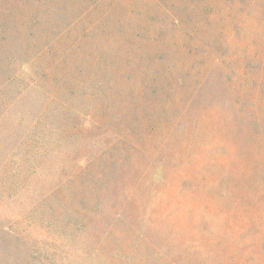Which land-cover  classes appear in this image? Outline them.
<instances>
[{
	"label": "rangeland",
	"instance_id": "rangeland-1",
	"mask_svg": "<svg viewBox=\"0 0 264 264\" xmlns=\"http://www.w3.org/2000/svg\"><path fill=\"white\" fill-rule=\"evenodd\" d=\"M241 68L264 90V0H0V264H264L188 182L205 127L243 137ZM226 161L249 204L264 154Z\"/></svg>",
	"mask_w": 264,
	"mask_h": 264
},
{
	"label": "trees",
	"instance_id": "trees-1",
	"mask_svg": "<svg viewBox=\"0 0 264 264\" xmlns=\"http://www.w3.org/2000/svg\"><path fill=\"white\" fill-rule=\"evenodd\" d=\"M240 71V74H238L240 79H232L231 77L228 84L230 83V89L233 91L234 89L237 92L246 91L248 102L239 98V95L234 97L233 94H230L229 98L224 96L220 100V104L215 105L227 109L228 105L239 107L235 120L239 124L238 129L239 132L243 133V137L238 138L235 145H226L220 138H217L216 134L212 139L206 138L210 137L213 130L205 127L201 142L206 152L201 157L199 175L196 177L197 183L188 182L189 185H193L192 192H198L201 189L206 195L212 188L219 192L222 197L220 200L227 202V214L225 216L222 214L221 219L215 221V231H212L215 247L227 237L233 240V243L225 245L227 251H231L233 255L239 254V257L248 258L258 256L256 254L257 250L260 251L261 246L264 245V222H261L264 220V164L262 165L263 170H261L263 175L262 189L256 192L255 197H253L254 193H246L247 197L250 198L249 204H238L235 200H239L241 196H236L235 184L231 179V171L226 160L230 161L234 157H245L248 151H254L255 154H264V90L259 85L260 79L255 76L254 71L245 68H241ZM223 116L220 112L215 120L221 122ZM200 130L203 132V127ZM235 137L236 135H231L232 140H235ZM217 150H222V155L217 153ZM161 159L160 165L166 175V171L174 167H172L173 165L167 167L166 158ZM169 163L172 162L169 161ZM169 177L170 172L167 173L166 179L168 180ZM190 177L187 173L181 176L185 180ZM200 204L205 206L206 202L201 201ZM239 211L241 212L238 213ZM203 213L206 215L205 209ZM216 250L223 249L221 247Z\"/></svg>",
	"mask_w": 264,
	"mask_h": 264
}]
</instances>
